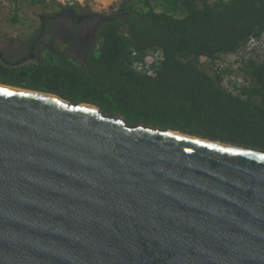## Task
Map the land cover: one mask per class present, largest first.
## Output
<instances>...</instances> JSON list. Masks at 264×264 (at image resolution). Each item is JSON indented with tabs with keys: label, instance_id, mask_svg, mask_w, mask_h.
I'll return each mask as SVG.
<instances>
[{
	"label": "water",
	"instance_id": "obj_1",
	"mask_svg": "<svg viewBox=\"0 0 264 264\" xmlns=\"http://www.w3.org/2000/svg\"><path fill=\"white\" fill-rule=\"evenodd\" d=\"M0 264H264V151L0 83Z\"/></svg>",
	"mask_w": 264,
	"mask_h": 264
},
{
	"label": "trees",
	"instance_id": "obj_2",
	"mask_svg": "<svg viewBox=\"0 0 264 264\" xmlns=\"http://www.w3.org/2000/svg\"><path fill=\"white\" fill-rule=\"evenodd\" d=\"M109 9L83 59L53 42L41 58L1 55L0 83L264 151V59L219 63L262 35L264 0H118ZM59 10L43 13L41 26L69 11L96 14L78 3Z\"/></svg>",
	"mask_w": 264,
	"mask_h": 264
},
{
	"label": "flooded vegetation",
	"instance_id": "obj_3",
	"mask_svg": "<svg viewBox=\"0 0 264 264\" xmlns=\"http://www.w3.org/2000/svg\"><path fill=\"white\" fill-rule=\"evenodd\" d=\"M58 9H70V6H57L54 11ZM65 15L48 19L46 26H41L44 16L38 14L37 25L24 38L6 36L5 39H0V56L16 61L41 58L47 49L55 50V47L50 45L53 42L65 54L75 53L83 59V53L92 47L94 35L100 23V13L88 15L86 12L69 11ZM73 20H75V27H72Z\"/></svg>",
	"mask_w": 264,
	"mask_h": 264
},
{
	"label": "rangeland",
	"instance_id": "obj_4",
	"mask_svg": "<svg viewBox=\"0 0 264 264\" xmlns=\"http://www.w3.org/2000/svg\"><path fill=\"white\" fill-rule=\"evenodd\" d=\"M214 1V0H209ZM2 0H0V39H5V37H17L19 39L24 38L27 36V34L30 32V30L35 27L38 23L37 14L38 13H44V12H53L57 6H54L51 10L47 6H45L43 3L37 7L32 8V5H29L27 2L21 4V7H18V9L13 10L14 4H8L6 2L1 3ZM16 5V3H15ZM87 5L88 8L92 11V7L95 9L94 4L92 5V2L89 0L82 4ZM111 6V5H110ZM16 7V6H14ZM11 8V9H10ZM110 9L107 10L102 9L100 13H106L109 12ZM16 15L19 18V21L12 22L11 17ZM59 47V46H58ZM242 51L243 56H254L256 59H259L262 57L261 49L259 48H244ZM234 56H225L224 62L227 64H231V61L234 59ZM223 60V59H222Z\"/></svg>",
	"mask_w": 264,
	"mask_h": 264
},
{
	"label": "built area",
	"instance_id": "obj_5",
	"mask_svg": "<svg viewBox=\"0 0 264 264\" xmlns=\"http://www.w3.org/2000/svg\"><path fill=\"white\" fill-rule=\"evenodd\" d=\"M45 5L49 8V10H51L53 8V6H71L73 4H76L77 1L76 0H43ZM244 48H248V49H252V48H259L261 49L262 52V57L259 59H264V32H262V35H260L258 38H250L247 43L240 49V50H244ZM238 51L236 54H229L227 56H234L235 58L231 61V65L233 68H235L239 63L237 60H241L243 58H254L256 59L254 56H243L242 55V51ZM226 56V57H227ZM225 59V57H224ZM224 59L221 60L219 63L220 65H228L227 63L224 62ZM256 59V60H259ZM232 79H234V77L232 76ZM237 79H239V77H237Z\"/></svg>",
	"mask_w": 264,
	"mask_h": 264
},
{
	"label": "crops",
	"instance_id": "obj_6",
	"mask_svg": "<svg viewBox=\"0 0 264 264\" xmlns=\"http://www.w3.org/2000/svg\"><path fill=\"white\" fill-rule=\"evenodd\" d=\"M34 0H2L1 3H8V4H14L13 6V10L18 9V7H21V4L27 2L29 5H32V8L39 6V4L41 5L42 3L45 5L44 2H33ZM78 4L82 5L84 3H86L88 0H76ZM90 2H92V5L94 4L95 9L92 7V11L96 12V13H100L102 11V9L107 10L110 5H112L113 3H115L118 0H89ZM16 3V5H15ZM46 6V5H45ZM11 9V8H10ZM18 11H20V9H18ZM47 13V12H44ZM38 14H43V12L38 13ZM37 14V15H38ZM18 18V17H17ZM19 21V18H18Z\"/></svg>",
	"mask_w": 264,
	"mask_h": 264
},
{
	"label": "snow or ice",
	"instance_id": "obj_7",
	"mask_svg": "<svg viewBox=\"0 0 264 264\" xmlns=\"http://www.w3.org/2000/svg\"><path fill=\"white\" fill-rule=\"evenodd\" d=\"M5 91H7V90H5Z\"/></svg>",
	"mask_w": 264,
	"mask_h": 264
}]
</instances>
